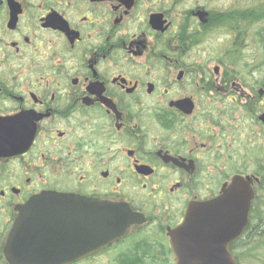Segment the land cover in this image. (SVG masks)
Segmentation results:
<instances>
[{
	"label": "flooded vegetation",
	"instance_id": "obj_1",
	"mask_svg": "<svg viewBox=\"0 0 264 264\" xmlns=\"http://www.w3.org/2000/svg\"><path fill=\"white\" fill-rule=\"evenodd\" d=\"M231 4L0 0V264H11L19 209L45 192L93 204L80 236L58 232L43 246L79 257L59 264H179L191 204L241 175L255 197L229 244L237 258L264 175L232 115L249 93L232 79L227 46L217 56L209 43L231 33Z\"/></svg>",
	"mask_w": 264,
	"mask_h": 264
},
{
	"label": "water",
	"instance_id": "obj_2",
	"mask_svg": "<svg viewBox=\"0 0 264 264\" xmlns=\"http://www.w3.org/2000/svg\"><path fill=\"white\" fill-rule=\"evenodd\" d=\"M260 119L264 121V113ZM254 197L250 178L236 175L219 197L192 203L178 232L185 245L181 249L177 243L179 264H239L229 244L247 227ZM92 206L86 198L73 194L45 192L33 197L19 209L15 219L6 249L8 261L11 264H59L77 260L79 257L75 254L65 260L51 258L44 254L48 249L43 246L58 232L80 236L83 213ZM16 244H24V251L15 254L10 247ZM33 244L41 246L39 254Z\"/></svg>",
	"mask_w": 264,
	"mask_h": 264
},
{
	"label": "trees",
	"instance_id": "obj_3",
	"mask_svg": "<svg viewBox=\"0 0 264 264\" xmlns=\"http://www.w3.org/2000/svg\"><path fill=\"white\" fill-rule=\"evenodd\" d=\"M224 11L227 13V17L223 19L226 23L224 27L231 30L229 34H233V38L230 41L231 43L227 46L225 52H231L233 67L232 79H238L242 76V72L239 69L243 68L245 70L246 67H249V65L254 62L253 57H247L243 54L246 29L249 31L247 40L254 42L257 47H260L263 53L262 62H258L255 67L259 70L264 66V0H249L248 4H246L245 0H234L231 4V8L225 9ZM262 86H264V77L255 79L251 88L256 97L248 98L245 102L241 100L236 102V106H234L232 113L235 124L248 128L253 126L252 124L255 125L257 123V114L260 113L262 109L257 88ZM237 114H239L238 117ZM244 116L246 117L244 118ZM248 117L250 119L249 123L241 122L243 119L247 121ZM239 119L241 121H238ZM234 128H236V126H234ZM252 132V129H250V134ZM253 135L255 139L250 140L249 137L247 143L248 160L252 161L255 158V160L260 163V166H264V146L262 147L261 145L254 144L256 138L260 139L261 136H264V125H262V130L259 134L254 133ZM257 171L259 170L257 169ZM260 172L264 175V167ZM247 233L248 240L245 243L233 244V250H236L240 264H247L249 259L259 258L260 254L264 257V188H259L258 201L252 210V222Z\"/></svg>",
	"mask_w": 264,
	"mask_h": 264
},
{
	"label": "rangeland",
	"instance_id": "obj_4",
	"mask_svg": "<svg viewBox=\"0 0 264 264\" xmlns=\"http://www.w3.org/2000/svg\"><path fill=\"white\" fill-rule=\"evenodd\" d=\"M229 1L231 3L234 2V0H229ZM248 1L249 0H245L246 4H248ZM211 38H212V40L209 43H214V45L217 47V49H216V55L218 56L221 51L224 52L228 41H230L229 35L217 31L216 33H214L212 36L209 37V39H211ZM232 38H233V36H232ZM245 39L246 40L244 41L245 45H244V48H243V52H244L243 54L245 56H247V57H253L254 58V62H252V64H250L249 67H246L245 70L243 68L242 69H239L242 72V76L241 77L243 79H239L238 78V80H236V81L243 86V88L245 89L244 90L245 92H249L251 94V95H249L250 97L255 98L256 95H254L255 93L253 92V90L251 88V85L254 84V80L255 79H259V78H263L264 77V70H263L264 69V66H262V68H260L259 70H257V68L255 67V66H257V63L258 62H262V58H263L262 55H263V53L260 50V47H257L254 42H252L251 40L250 41L247 40L248 39L247 33H246ZM200 49H203V48L200 47ZM220 57H217V59H219ZM262 87L264 88V86H262ZM259 89H260V87L257 88V90H259ZM240 96H238V99H239ZM241 100H243V99L241 98ZM262 100H264V98H262ZM233 104L236 105L234 102H233ZM238 116H239V114H237V117ZM245 117L246 116H244V118ZM238 121H241V120L239 119ZM249 121H250V119L248 117L247 118V121H246V119L245 120L243 119L241 122H243V123H246V122L249 123ZM236 122H237V120H236ZM252 125L254 126V124H252ZM253 126H250V128H252ZM256 127L258 128V132H261V130H262L261 128L262 127L259 126V125H257ZM257 134H259V133H257ZM254 144L255 145L258 144L259 146L261 145L263 147L264 146V136H261L260 139L256 138V142ZM260 160H261V158H260ZM263 261H264V257L260 254L259 258L249 259L247 264H264Z\"/></svg>",
	"mask_w": 264,
	"mask_h": 264
},
{
	"label": "bare ground",
	"instance_id": "obj_5",
	"mask_svg": "<svg viewBox=\"0 0 264 264\" xmlns=\"http://www.w3.org/2000/svg\"><path fill=\"white\" fill-rule=\"evenodd\" d=\"M246 33L248 34V29H246ZM226 53V52H225ZM227 54V53H226ZM253 136V137H252ZM255 136L253 134L250 135V140H254Z\"/></svg>",
	"mask_w": 264,
	"mask_h": 264
}]
</instances>
